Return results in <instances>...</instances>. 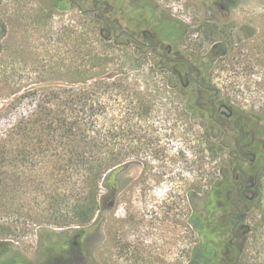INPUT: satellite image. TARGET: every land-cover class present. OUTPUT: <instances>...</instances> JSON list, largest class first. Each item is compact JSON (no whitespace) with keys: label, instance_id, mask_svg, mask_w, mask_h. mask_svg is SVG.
Segmentation results:
<instances>
[{"label":"rangeland","instance_id":"obj_1","mask_svg":"<svg viewBox=\"0 0 264 264\" xmlns=\"http://www.w3.org/2000/svg\"><path fill=\"white\" fill-rule=\"evenodd\" d=\"M107 3L104 19L109 26L116 22L121 29L111 37L112 32L97 21V15H82L74 6L57 10L53 0L0 4V19L6 26L0 54V135L29 109L30 100L24 95L31 88L56 81L64 62L74 59L79 43H84V53L100 50L98 37L103 29L108 30L102 35L109 45L129 44L134 41L130 36L144 42V32L161 34L170 18L176 21L177 31L171 39L165 36V47L171 45L182 54L204 55L210 46L203 40V26L216 24L236 39L238 49L242 48L245 57L220 63L214 73V83L222 91L215 101L217 106L230 97L239 114L259 113L264 107V0ZM251 29H256L254 41L246 40ZM79 35L82 38L78 42ZM183 102L181 98L175 100L176 105ZM187 123L181 125L186 139L164 140L169 143L164 145L169 150L167 158L144 153L122 171V193L114 205L107 201L103 206L90 238L78 251L70 244V237L79 228L74 224L60 228L64 225L59 223H65L54 220L57 207L52 210L48 200L61 201L70 182L42 173L25 177L23 186L12 191V210L0 214V223L11 229L5 242L29 264H188L190 251L199 242L189 217L192 211L202 209L200 202L196 210L190 209L188 192L202 181L204 171H213L217 163L204 162L200 155L197 135L202 133V122L193 119ZM260 139L264 140V133ZM241 166L248 169L247 164ZM236 173L237 169L231 170L232 175ZM254 191L257 198L242 223L251 229L244 243L243 264H264V169ZM68 202L71 204V198ZM67 203L62 209L71 211ZM50 230L56 234L50 236Z\"/></svg>","mask_w":264,"mask_h":264},{"label":"trees","instance_id":"obj_2","mask_svg":"<svg viewBox=\"0 0 264 264\" xmlns=\"http://www.w3.org/2000/svg\"><path fill=\"white\" fill-rule=\"evenodd\" d=\"M4 1L10 0H0V4ZM95 18L105 24L102 17ZM203 27V40L210 48L204 55L176 51L183 63L174 62L169 48L163 45L158 53L154 49L165 36L171 39L175 35L176 21L172 18L161 34L143 36L144 42L130 36L134 41L129 44L109 45L100 33L102 47L89 54L81 47L84 43H79L74 59L64 62L56 81L31 88L24 95L30 100L29 109L0 135V214L12 210L11 193L23 186L25 177L35 173L60 177L70 182L63 199L48 200L52 210L57 207L54 220L65 223H59L64 225L60 228L72 224L79 228L70 237V244L78 251L90 238L103 206L107 201L114 205L122 193V171L144 153L167 158L169 143L164 140L186 139L187 132L181 125L199 120L203 124L202 133L197 135L202 146L200 155L204 162L217 165L213 171L205 170L202 181L188 192L191 210H196L197 202L202 204L201 211H192L189 217L199 242L191 249L188 264H243L244 243L251 230H244L243 245H239L243 254L238 262L239 249L234 246L239 235L237 220L230 215L231 200L225 197L229 194L231 198L235 185L231 170L237 169V138L229 121L208 100L214 96L215 103L222 93L214 83L219 64L234 63L245 54L235 46L236 39L219 25ZM5 35L6 26L0 19V54ZM255 37L256 29H251L246 40L254 41ZM77 38L79 42L82 36ZM184 72L196 78L189 88L179 77ZM177 98L184 102L176 105ZM222 101L220 105L229 107L235 116L241 115L245 125L252 121L258 129L253 147L261 150L264 107L259 113L239 114L230 97ZM248 168L255 180L260 178L264 152L260 151ZM69 198L71 204L67 203ZM66 203L71 211L62 209ZM253 203L243 204L242 212H248ZM10 233L11 229L0 223V264H29L5 242ZM49 234L56 233L50 230Z\"/></svg>","mask_w":264,"mask_h":264},{"label":"flooded vegetation","instance_id":"obj_3","mask_svg":"<svg viewBox=\"0 0 264 264\" xmlns=\"http://www.w3.org/2000/svg\"><path fill=\"white\" fill-rule=\"evenodd\" d=\"M54 2V7L57 10H65L68 6H74L80 14L82 15H90V14H94L97 15L99 17H102L104 19L105 11H108V8L106 9L105 4L107 5V0H70L69 2L67 0H53ZM93 4L95 6V8L93 7ZM83 7H87L86 9H84ZM89 7V8H88ZM109 21H107L105 19V25L107 26L108 29H110V31L112 33H109V37H111L113 35V33L116 35V33L118 32V30H121L120 28H117V23L113 22L111 23L112 25L109 26ZM107 29H103L102 33L107 32ZM144 37H154V35L150 32H144L143 33ZM163 45V43H158V45L154 46L155 52L158 53L159 48ZM164 46V45H163ZM167 48H169V55H173V61L174 62H178V63H183L184 59H182V55L177 53V50L173 49V46L169 45L167 46ZM177 51V52H176ZM187 64L189 65V61L187 60ZM179 77L181 79V82L186 81L185 84V88H189L191 81H195L196 78L193 76L192 73H189V75L184 72L183 74L180 73ZM214 96H212L208 101L209 103L217 109V111H220V113L229 121L230 124V129L231 131L235 134L236 138H237V147H238V152L234 157L235 160V166L237 167V173L235 174V185L231 191L232 195L231 198L229 196V194L225 197H227V199L231 200V204H232V210L235 209L237 212L233 213L232 210L230 211V215L232 217H234L237 220V231L239 232L238 236H235L236 242L234 243V246L236 249H239V253L237 255V261L239 262L240 257L243 254V250L241 248H239V245H243V237L245 235V228H247L246 232H250V228L249 227H244L242 226V223L245 221L246 219V213L242 212V205L247 203V202H254L255 199L257 198V193L254 191V189L257 186V178L255 180V177L252 176L249 172V168L246 170L244 168H242L241 164H251L254 163L257 160L258 154L259 152H264V143L263 141H261V145L263 146L261 150H257L253 147V144L256 142L257 140V136H258V129L256 127H254L252 125V121H249V124L244 123L243 119H241V115H237L235 116L234 112L229 109V107H227L226 105H219L217 106L216 103H213L212 101L214 100ZM216 101V100H215ZM223 107L221 110H219L220 107ZM224 106L227 107V109L224 108ZM225 111L227 114L230 113V111L232 112L231 116L227 117L226 115H224L222 112ZM249 140V143H246V141ZM256 157V160L254 162H244L243 159L248 157V158H252V157ZM249 180H254L255 181V186L252 189L247 188V182ZM251 192L255 193V199L254 200H249L247 199V196L250 194ZM245 216V219L242 220V217Z\"/></svg>","mask_w":264,"mask_h":264},{"label":"water","instance_id":"obj_4","mask_svg":"<svg viewBox=\"0 0 264 264\" xmlns=\"http://www.w3.org/2000/svg\"><path fill=\"white\" fill-rule=\"evenodd\" d=\"M223 107L221 106L220 108H219V110H221ZM224 108L225 109H227V107L226 106H224ZM224 115H226L227 117H229V116H231V114H232V112L230 111V113L229 114H227L225 111H223L222 112ZM256 160V157H252L251 159L250 158H248V157H246V158H244L243 159V161L244 162H249V161H251V162H254ZM247 188H249V189H252L254 186H255V181L254 180H249L248 182H247ZM247 199H249V200H254L255 199V193L254 192H251V195L249 194L248 196H247ZM245 219V216H243L242 217V220H244Z\"/></svg>","mask_w":264,"mask_h":264}]
</instances>
